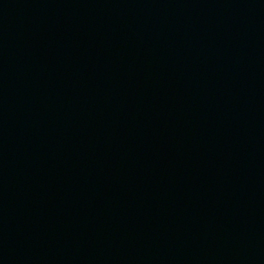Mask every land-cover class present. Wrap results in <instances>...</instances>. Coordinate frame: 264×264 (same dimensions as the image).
I'll return each mask as SVG.
<instances>
[{
	"label": "water",
	"instance_id": "obj_1",
	"mask_svg": "<svg viewBox=\"0 0 264 264\" xmlns=\"http://www.w3.org/2000/svg\"><path fill=\"white\" fill-rule=\"evenodd\" d=\"M0 264H264V0H0Z\"/></svg>",
	"mask_w": 264,
	"mask_h": 264
}]
</instances>
